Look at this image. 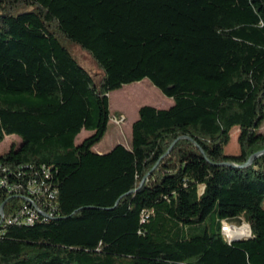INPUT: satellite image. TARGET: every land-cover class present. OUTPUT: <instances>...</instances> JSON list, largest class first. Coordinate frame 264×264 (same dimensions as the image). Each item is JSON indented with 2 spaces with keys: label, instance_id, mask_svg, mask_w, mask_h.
Segmentation results:
<instances>
[{
  "label": "trees",
  "instance_id": "obj_1",
  "mask_svg": "<svg viewBox=\"0 0 264 264\" xmlns=\"http://www.w3.org/2000/svg\"><path fill=\"white\" fill-rule=\"evenodd\" d=\"M143 78L173 103L141 105L129 147L97 152L109 93ZM263 121L264 0H0V142L19 138L0 170L48 166L58 202L54 218L6 227L0 264H263L240 243L252 230L221 232L248 205L264 229V152L247 163Z\"/></svg>",
  "mask_w": 264,
  "mask_h": 264
},
{
  "label": "rangeland",
  "instance_id": "obj_2",
  "mask_svg": "<svg viewBox=\"0 0 264 264\" xmlns=\"http://www.w3.org/2000/svg\"><path fill=\"white\" fill-rule=\"evenodd\" d=\"M63 44L67 47L76 61L93 74L95 82H98L100 72L89 52L76 42L65 41ZM172 103V97L163 94L148 78L124 84L121 88L111 91L109 93V108L111 111L110 122L105 134L94 148H99L106 152L117 143H122L129 147L131 140L130 122L138 117V108L144 104L152 105L157 108H166ZM261 130L264 131V121ZM87 131L88 130L81 131L76 136V143L81 142L85 136L90 134V131H88V134L86 135L85 132ZM237 134L238 130L233 128L231 131V141L226 146L227 153L236 154L239 152L238 144L236 142ZM18 139L19 138L16 135L5 136L4 140L0 142V153L6 151L13 140ZM237 216V218L233 219V222L237 224L246 222L245 220L248 218L242 209L238 210ZM248 220L251 225V230L257 238H254L249 242L241 241L240 243L243 245L249 243V246L253 247L254 252H256L253 253L255 259L260 261V257H262L264 264V240H262V238L264 239V229H261L259 238V232L255 230L257 219L250 218ZM247 230L248 227H245L244 232H247ZM246 248L249 250L248 246ZM249 254L252 255L250 251ZM250 259L252 258L250 257Z\"/></svg>",
  "mask_w": 264,
  "mask_h": 264
},
{
  "label": "built area",
  "instance_id": "obj_3",
  "mask_svg": "<svg viewBox=\"0 0 264 264\" xmlns=\"http://www.w3.org/2000/svg\"><path fill=\"white\" fill-rule=\"evenodd\" d=\"M19 167L11 169L2 167L0 170V202L5 196L20 197L21 203H0V235L9 225H31L36 221H45L58 216L56 200L57 190L50 182V168L41 165L26 174ZM7 199V198H6ZM15 204V206H13ZM248 231L244 232V228ZM221 232L228 242L247 238L251 229L247 222L237 224L233 219L221 221Z\"/></svg>",
  "mask_w": 264,
  "mask_h": 264
},
{
  "label": "crops",
  "instance_id": "obj_4",
  "mask_svg": "<svg viewBox=\"0 0 264 264\" xmlns=\"http://www.w3.org/2000/svg\"><path fill=\"white\" fill-rule=\"evenodd\" d=\"M132 121L133 120H131V122H130V126H131V123H132ZM81 131H84V129L83 130H81ZM85 134L87 135L88 134V131L87 132H85ZM126 146V145H125ZM95 147V146H94ZM128 147V146H127ZM94 150H96L97 152H99V153H101V152H104L103 150H101V149H96V148H94ZM264 203V202H263ZM238 208H240V209H242V211L249 217L250 215H252L253 213H255L254 211H255V208H256V206H242V207H238ZM238 216H236V218H237ZM247 221H248V219H247ZM263 222L262 221H258V225H257V228L259 229V227H262L263 226Z\"/></svg>",
  "mask_w": 264,
  "mask_h": 264
},
{
  "label": "water",
  "instance_id": "obj_5",
  "mask_svg": "<svg viewBox=\"0 0 264 264\" xmlns=\"http://www.w3.org/2000/svg\"><path fill=\"white\" fill-rule=\"evenodd\" d=\"M262 152H264V149L261 150V151H258V152H256V153H254V154H252V155L248 158L247 163H250V162L254 159V157H255L256 155H258V154H260V153H262ZM231 165H232V164H231ZM142 183H143V180L140 182V184H142Z\"/></svg>",
  "mask_w": 264,
  "mask_h": 264
}]
</instances>
